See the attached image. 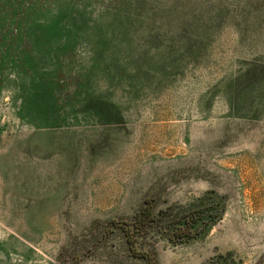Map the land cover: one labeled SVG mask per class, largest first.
<instances>
[{
  "label": "rangeland",
  "instance_id": "374dc122",
  "mask_svg": "<svg viewBox=\"0 0 264 264\" xmlns=\"http://www.w3.org/2000/svg\"><path fill=\"white\" fill-rule=\"evenodd\" d=\"M146 201L149 264H264V0H0V264H147Z\"/></svg>",
  "mask_w": 264,
  "mask_h": 264
},
{
  "label": "trees",
  "instance_id": "16d2710c",
  "mask_svg": "<svg viewBox=\"0 0 264 264\" xmlns=\"http://www.w3.org/2000/svg\"><path fill=\"white\" fill-rule=\"evenodd\" d=\"M154 211V205L146 201L130 222L119 223L115 226L122 229L129 244V249L135 256L145 259L147 264H149V257L146 252H140L137 249V241L139 236L145 233L153 223L155 219Z\"/></svg>",
  "mask_w": 264,
  "mask_h": 264
}]
</instances>
